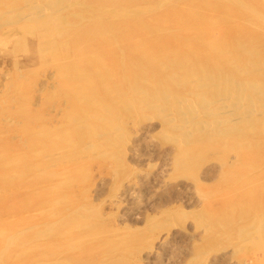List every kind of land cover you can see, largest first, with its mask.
Returning <instances> with one entry per match:
<instances>
[{
  "label": "rangeland",
  "instance_id": "rangeland-1",
  "mask_svg": "<svg viewBox=\"0 0 264 264\" xmlns=\"http://www.w3.org/2000/svg\"><path fill=\"white\" fill-rule=\"evenodd\" d=\"M133 13L147 24L142 44L164 46L156 56L175 43L185 50L179 25L220 40L226 25L264 58V0H0V264H264V191L248 184L264 182V164L243 163L223 139L229 124L219 123L207 82L126 61L129 43L106 29ZM255 68L259 78L250 70L231 80H245L264 111L263 64ZM175 104L205 120L186 128Z\"/></svg>",
  "mask_w": 264,
  "mask_h": 264
},
{
  "label": "bare ground",
  "instance_id": "bare-ground-1",
  "mask_svg": "<svg viewBox=\"0 0 264 264\" xmlns=\"http://www.w3.org/2000/svg\"><path fill=\"white\" fill-rule=\"evenodd\" d=\"M49 1V0H47ZM192 1V0H191ZM26 2V1H25ZM30 2V1H29ZM35 2V1H34ZM44 2V1H43ZM69 2V1H68ZM98 2V1H96ZM102 2V1H101ZM40 3V2H39ZM60 3V2H59ZM23 4H25L23 2ZM49 4V3H47ZM56 4V3H55ZM63 5V4H62ZM94 5V4H93ZM96 5V4H95ZM213 5V6H212ZM28 6V5H27ZM48 6V5H46ZM50 6V5H49ZM56 6V5H55ZM61 6V5H60ZM183 6V5H182ZM26 7V6H24ZM45 7V6H42ZM65 7V6H64ZM62 7V8H64ZM67 7H70V5H68ZM205 7H209V11H212L211 9L214 8V3L213 2H208V5L205 4ZM30 11H33L34 14H38V8L37 5H35L33 2L31 4H29V7H27ZM61 8V7H60ZM58 8V10L60 9ZM66 8V7H65ZM41 9V8H39ZM54 9V8H53ZM52 9V10H53ZM98 9V8H97ZM56 10V9H55ZM56 10V11H58ZM43 11H47V9H43ZM54 11V10H53ZM49 12V11H47ZM60 12V11H59ZM98 12V11H97ZM144 12V11H143ZM30 13V12H29ZM29 13L26 12V14L29 15ZM122 13V12H121ZM120 13V14H121ZM125 12H123L121 15H124ZM136 13V12H134ZM132 16L129 17V19H131L129 22L124 23V17L121 18H117L116 17V21L114 23V27L111 28L110 25L109 27H107L106 31L109 34H112V31L117 32L115 34V40L117 41H121L122 43H129V49L132 50V54H126L125 55V59L126 61L128 59H132V64L138 65L137 63L140 64H145V62L147 61H151L152 62V66L156 67V69L162 68L164 70V68H167L168 70L170 69L172 73H182V75L184 77L186 76H191L194 79H196V81H201L202 82H207L208 86L210 89L208 90L209 93L211 95H215L217 94V98H211V102L213 109L218 112V116H223L221 118H223V120L219 123H224V122H228L229 126H225V132L228 131L227 134H225L224 136V140L228 141L229 139L231 140V145L237 150V156H239V158L242 160L243 163H247V164H252L254 166V168L258 165V164H264V111L259 108V103H254L252 100V95L250 93V96L245 94L244 90H245V85L243 84L245 82L241 80L237 81V79H233V76L235 75H239L242 73H247L250 70H252L254 73L253 74V78H256L259 76V70L256 71V65L259 64H263V68H264V58L261 57V55H259L258 53H256L255 47L250 43V40H247V36L243 38L244 36V32L239 31V32H234L232 30V27H228L226 25H219L220 30L225 31L224 32V37L223 40L217 39L216 37H214L212 34H209L208 31H206V28L200 29V28H195V27H191L188 26L186 27L185 25H179L180 30H183V34L187 35L188 37H183L182 39V44L185 46V50H181V48H179V45L177 43H175L174 47L168 46V50H166L165 52L167 53V58H163L162 56H156V52H159L164 46H160L158 47L159 49L156 48H146L142 43H146V42H150L149 38H148V34L145 33V31H147V24L145 22L144 17H141L139 15L136 16V14H134ZM26 14L24 16H26ZM42 14V13H41ZM104 16V15H103ZM28 17V16H26ZM35 17V16H33ZM40 17V15L38 16ZM30 18V17H29ZM60 18V17H59ZM132 20H135L136 23H132ZM152 21V20H150ZM149 22V21H148ZM176 24H181V21L176 20L175 21ZM219 20H216V23H218ZM52 23V22H51ZM111 30V31H110ZM207 30H212V29H207ZM87 30L84 29H79V31H77V33H75V35L77 36V39H79V35H85ZM247 34V33H246ZM245 34V35H246ZM97 35H101L100 33H98ZM212 35V36H211ZM217 35H220L219 33ZM89 36H93V35H89ZM102 36V35H101ZM103 36H105L103 34ZM182 36V35H181ZM184 36V35H183ZM227 36V37H226ZM226 37V38H225ZM93 41H100L101 44H104L102 41V39L96 40L95 37L92 38ZM247 40V41H246ZM82 41V40H81ZM78 42V41H77ZM105 42V41H104ZM252 42V41H251ZM107 43V42H105ZM199 43L200 47L205 46V44H208L209 46V50H208V54L206 56H202L200 53V50L198 51V49H195L196 44ZM87 44H89L87 42ZM108 44V43H107ZM114 45V44H112ZM110 45H108L109 47ZM131 46V47H130ZM103 47V46H102ZM101 47V48H102ZM143 49H150L151 53H145L142 52ZM87 50V49H86ZM90 51V50H89ZM107 52L112 53V55H116L118 54V48L116 47L114 50L110 51L107 50ZM162 52V51H161ZM75 53V52H74ZM121 54V52H119ZM256 53V54H255ZM258 55V56H256ZM120 57V56H119ZM122 59V58H121ZM120 59V60H121ZM138 59V60H137ZM119 62V60H118ZM188 62L194 64L195 69H191L190 71H183L182 68L184 67V65H188ZM122 64V63H121ZM128 65V64H127ZM131 66V65H130ZM255 66V67H254ZM132 67V66H131ZM141 68H143V66H141ZM259 68V67H258ZM257 68V69H258ZM132 69V68H131ZM84 70V69H83ZM173 70V71H172ZM264 70V69H263ZM85 71V70H84ZM142 71V70H140ZM231 71V72H230ZM93 72V71H92ZM142 76H144L146 79H151V75L142 71L140 72ZM170 73V72H169ZM230 73V74H229ZM121 74V73H120ZM171 74V73H170ZM261 74V73H259ZM177 75V74H176ZM139 77H141L142 79L145 80V78H143L142 76L138 75ZM174 76V75H172ZM125 78H128V73L124 74ZM244 77V76H243ZM169 78V76H168ZM259 78V77H258ZM261 80L258 79V86H262L264 87V74L261 75ZM123 78H121L122 80ZM218 79V80H217ZM251 79L252 83L253 80ZM217 80V81H216ZM249 80V79H248ZM123 81V80H122ZM190 81V80H189ZM247 81V80H246ZM72 82V81H71ZM74 82V81H73ZM78 82V81H77ZM175 82V81H174ZM217 82H219V84H217ZM256 81L254 80V83ZM120 83V82H119ZM250 83V82H249ZM251 83V85H252ZM203 84V85H204ZM121 85V84H120ZM246 85L248 86L247 88L250 90V92H252V94L254 93L255 96L257 97H262L261 92L255 87H253V85L251 86L250 84H248V82H246ZM100 86V85H99ZM194 86V85H193ZM199 86V85H198ZM197 86V88H198ZM196 87V86H194ZM200 87V86H199ZM258 87V88H259ZM261 87V88H262ZM193 88V87H191ZM169 89V88H168ZM194 89V88H193ZM196 89V88H195ZM201 89V87H200ZM75 90V89H74ZM78 90V89H77ZM90 90V89H89ZM88 91V90H87ZM197 91V90H196ZM195 91V93H196ZM190 92V91H189ZM199 92V89H198ZM264 92V91H263ZM90 93V92H88ZM157 93V92H156ZM183 93V92H182ZM187 93V91H186ZM194 93V96H195ZM203 93V92H202ZM219 94V95H218ZM249 94V93H248ZM258 94H261L258 96ZM158 95V94H157ZM187 95V94H186ZM185 95V96H186ZM192 95V94H191ZM202 95V94H201ZM205 95V92H204ZM203 95V96H204ZM140 96V94H139ZM180 96V95H179ZM184 96V94L182 95ZM189 96V95H188ZM202 96V97H203ZM219 96V97H218ZM84 97V96H83ZM92 97V96H91ZM173 97V96H172ZM213 97V96H211ZM189 98V97H188ZM205 98V96H204ZM255 98V97H254ZM253 98V99H254ZM206 99V98H205ZM204 99V100H205ZM210 99V98H209ZM208 99V100H209ZM83 100V99H82ZM179 100V99H178ZM192 100V99H191ZM190 100V101H191ZM257 100V98L255 99ZM258 100H260L261 104H263L264 102L262 101L263 99L258 98ZM148 101V100H147ZM180 101V100H179ZM178 101V102H179ZM186 101V100H185ZM188 101V100H187ZM201 101V100H200ZM252 101V102H251ZM98 101H96L97 103ZM193 102V101H192ZM208 101H206L207 103ZM259 102V101H258ZM139 105L140 106H144L147 105L146 103V99L142 98L139 100ZM184 103V102H183ZM196 103H198V100L196 101ZM200 103V102H199ZM201 102L200 105H203ZM180 104V102L178 103V105ZM254 104H258V108L254 105ZM198 105V107L200 106ZM175 107L177 106L176 104L174 105ZM189 106V105H188ZM193 106V105H192ZM209 107H211V105H207ZM206 105L204 106L207 107ZM253 106H255L253 108ZM262 108L264 107V105H261ZM147 107V106H145ZM183 107V106H181ZM185 107V106H184ZM184 107L182 109H184ZM197 107V108H198ZM203 107V106H202ZM174 108V107H173ZM201 108V106H200ZM146 109V108H145ZM177 107H176V112H178L179 119L182 122V124L188 128L189 126L199 122L198 120L202 121L201 119L202 116H198V112L196 108V112H193L194 109L192 110L190 115H185L184 111L183 113H180L182 111H177ZM180 109V108H179ZM186 109V108H185ZM202 109V108H201ZM207 109V108H206ZM212 109V108H211ZM104 110V109H102ZM175 110V109H174ZM173 110V111H174ZM181 110V109H180ZM261 110V111H258ZM172 111V112H173ZM203 111V109H202ZM201 111V113H202ZM171 112V111H170ZM169 112V113H170ZM174 111V113H176ZM211 112V110L209 111ZM205 116L209 117V120L211 119V121H213L212 123H217L216 120L218 117H215V114H208L207 112H204ZM214 113V111H213ZM177 114V113H176ZM200 114V113H199ZM168 116V114H166ZM170 115V114H169ZM175 115V114H174ZM89 116V115H88ZM171 116V115H170ZM168 116V117H170ZM165 117V116H164ZM163 117V118H164ZM174 117V116H172ZM162 118V119H163ZM178 118V116H177ZM168 119V118H165ZM205 120V119H204ZM208 120V121H209ZM166 121V120H164ZM170 120H167V122L169 123ZM210 121V123H211ZM215 121V122H214ZM172 122V121H171ZM174 122V121H173ZM176 122V121H175ZM180 122V123H181ZM207 123V122H204ZM217 123V124H219ZM123 124V123H122ZM225 124V123H224ZM223 124V126H224ZM176 125V124H174ZM206 126V124H204ZM204 125H197L198 127L202 128ZM210 125V124H209ZM216 125V124H215ZM211 129L214 132V127ZM166 127L168 125H165ZM170 126V125H169ZM188 126V127H187ZM256 126H262L260 131H257V129H255ZM174 126L171 125L172 128ZM195 127V126H194ZM197 127V129H198ZM175 128V129H174ZM173 129L176 131V126ZM182 129V125L180 127ZM204 128V127H203ZM202 128V130H203ZM216 128L217 125H216ZM252 128V129H251ZM193 129V128H192ZM206 129V128H205ZM214 129V130H213ZM223 129V128H221ZM188 130V129H186ZM201 130V129H200ZM199 130V131H200ZM218 130V129H217ZM171 131V130H170ZM173 131V130H172ZM180 132L182 130H179ZM185 131V130H184ZM191 131V130H190ZM193 131V130H192ZM195 131H197L195 129ZM205 131V130H204ZM207 131H209L207 129ZM211 131V133H212ZM179 132V133H180ZM186 132V131H185ZM185 132H182L183 134ZM189 133V131H187ZM218 132V131H217ZM175 133V132H174ZM178 132H176L177 134ZM192 133V132H191ZM194 133V132H193ZM200 133V132H199ZM205 133V132H204ZM216 133V132H215ZM214 133V134H215ZM219 133V132H218ZM217 133V134H218ZM222 133V131L220 132ZM181 134V133H180ZM179 136L181 137L182 134ZM190 134V133H189ZM203 134V133H202ZM201 134V135H202ZM210 134V133H209ZM216 134V135H217ZM213 135V134H211ZM95 136V135H94ZM185 135H183L184 137ZM173 138V137H172ZM179 138V137H178ZM185 138H187V135L185 136ZM184 138V139H185ZM199 138V137H198ZM208 138V137H206ZM215 138V137H214ZM190 139V138H189ZM205 139V138H204ZM211 141V138H208ZM213 139V138H212ZM222 139V140H223ZM182 140V139H180ZM192 140V139H191ZM196 140V138H195ZM185 141V140H183ZM200 140L197 139V141L195 142H199ZM207 142V139L205 140ZM213 141V140H212ZM221 141V140H220ZM187 142V141H186ZM192 142V141H190ZM202 142V141H201ZM216 142V141H215ZM222 142V141H221ZM181 143H185V142H181ZM209 143V142H208ZM212 143V142H211ZM214 143V142H213ZM223 143V142H222ZM186 144V143H185ZM226 144V143H224ZM220 146L219 148H226L225 145ZM179 145L181 146L180 142ZM203 145V144H202ZM211 145V144H210ZM217 145V144H216ZM184 146V145H183ZM205 146V145H204ZM187 147V146H186ZM185 147V148H186ZM208 147V146H207ZM205 146V148H207ZM185 148L183 147V149L185 150ZM190 149V147H188ZM188 148L186 149L188 151ZM227 148H229V146H227ZM180 149V148H179ZM233 149V148H232ZM183 150V151H184ZM206 150V149H205ZM204 150V151H205ZM235 150V151H236ZM182 151V153H184ZM200 152V148L198 150ZM198 151H196L198 153ZM202 151V149H201ZM203 151V152H204ZM181 152V151H179ZM195 152V153H196ZM181 153V154H182ZM187 153V152H185ZM184 153V155H185ZM194 153V152H193ZM202 153V152H201ZM190 154H192V152H190ZM175 155V154H174ZM188 156V154L186 155V157ZM191 156V155H190ZM185 158V156H184ZM186 159V158H185ZM188 160V159H187ZM181 162V161H180ZM186 162V160H185ZM183 163V162H181ZM187 163V162H186ZM185 163V164H186ZM246 165V164H244ZM185 166V165H184ZM252 166V167H253ZM251 167V168H252ZM248 168V167H247ZM246 168V169H247ZM258 170V169H256ZM255 170V171H256ZM261 179L264 180V173L261 174ZM250 180V179H249ZM248 180V184L249 185H253V188H250V190H256L259 191L261 190L262 193L264 191V182L259 183V184H251V181ZM259 181V180H258ZM257 181V182H258ZM260 182V181H259ZM248 190V189H247ZM251 192V191H250ZM260 193V192H259ZM264 194V193H263ZM256 196V195H255ZM234 210V208H233ZM232 211V210H229ZM241 211V210H240ZM225 215V213H224ZM260 234V233H259ZM261 237V236H260ZM260 245V244H258ZM261 250V249H260ZM259 261V260H258Z\"/></svg>",
  "mask_w": 264,
  "mask_h": 264
}]
</instances>
